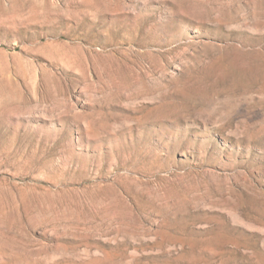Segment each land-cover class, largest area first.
<instances>
[{
	"label": "rangeland",
	"instance_id": "obj_1",
	"mask_svg": "<svg viewBox=\"0 0 264 264\" xmlns=\"http://www.w3.org/2000/svg\"><path fill=\"white\" fill-rule=\"evenodd\" d=\"M0 264H264V0H0Z\"/></svg>",
	"mask_w": 264,
	"mask_h": 264
}]
</instances>
